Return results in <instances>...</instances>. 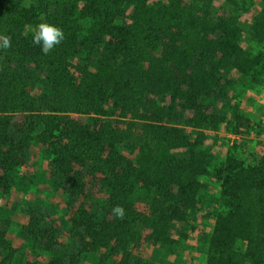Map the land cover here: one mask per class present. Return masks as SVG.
Wrapping results in <instances>:
<instances>
[{"label": "trees", "instance_id": "16d2710c", "mask_svg": "<svg viewBox=\"0 0 264 264\" xmlns=\"http://www.w3.org/2000/svg\"><path fill=\"white\" fill-rule=\"evenodd\" d=\"M42 22L65 35L48 55L32 42ZM4 35L0 264L88 254L173 264L194 236L204 264H264V158L224 136L264 132V112L257 127L235 95L264 84V11L237 0H0ZM49 193L61 206L35 214L26 198L43 205Z\"/></svg>", "mask_w": 264, "mask_h": 264}, {"label": "rangeland", "instance_id": "374dc122", "mask_svg": "<svg viewBox=\"0 0 264 264\" xmlns=\"http://www.w3.org/2000/svg\"><path fill=\"white\" fill-rule=\"evenodd\" d=\"M197 1V0H194ZM238 2L244 3L246 2L248 7H251L252 12H259L264 11V0H237ZM242 14L247 17L248 21L244 23L242 26V38L245 42V44H249L252 42V35L249 29L250 24V14L249 10L246 9L244 12L242 11ZM240 94V95H238ZM240 100L243 108L247 110V115L249 120H253L254 125H257L259 127L258 122V114H261L264 112V84L262 86H254L249 87L248 91L246 92V89H244L242 86L238 88L237 93L235 94ZM227 139H229L230 144L233 141L239 140V139H245L244 145L246 147V151L249 153L253 161L259 162L261 159L264 158V132H262L261 135H258L255 130H251L248 132V134L244 133V136L239 137H233L230 135H225ZM38 163V161H37ZM41 173V172H40ZM40 181V186L43 187L42 181H44L42 178H38ZM212 197L217 199V191L218 187H212ZM213 190L216 192L215 195L213 194ZM29 208L32 209V211L36 214H41L46 211L49 208L48 206H53L55 208H58V206H61L62 199L57 194H45L44 195V203L39 205H34L33 199L26 198ZM17 199L12 197L13 205ZM22 201H25V198H22ZM219 199L211 203L209 202V206L207 207V216H206V222L204 229L206 232H210V226L213 224V217L214 215L220 210L219 207ZM48 205V206H47ZM18 216V217H17ZM25 215L22 213L19 214V211H17L15 215L16 221H21L24 218ZM0 226L2 224L0 223ZM17 236L20 239H25L24 235L18 230ZM170 261L173 262V264H204V250L202 246H200V241H197V238L190 237L187 246H185L180 251V255L178 257H175L174 259H171ZM177 261V262H176ZM97 262V254H88L84 255L80 258L79 264H96Z\"/></svg>", "mask_w": 264, "mask_h": 264}, {"label": "clouds", "instance_id": "9594fccd", "mask_svg": "<svg viewBox=\"0 0 264 264\" xmlns=\"http://www.w3.org/2000/svg\"><path fill=\"white\" fill-rule=\"evenodd\" d=\"M64 39L63 30L47 22L37 24L32 34L33 44L39 46L44 55L50 54ZM10 48L11 37L0 36V49L8 50ZM112 214L119 219H123L125 213L121 206H116L112 209Z\"/></svg>", "mask_w": 264, "mask_h": 264}]
</instances>
